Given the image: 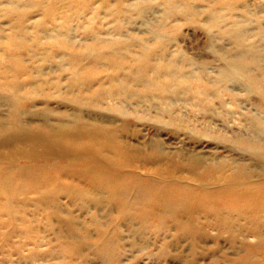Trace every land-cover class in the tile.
<instances>
[{
	"label": "rangeland",
	"instance_id": "rangeland-1",
	"mask_svg": "<svg viewBox=\"0 0 264 264\" xmlns=\"http://www.w3.org/2000/svg\"><path fill=\"white\" fill-rule=\"evenodd\" d=\"M234 25L241 44L229 34ZM252 55L260 65L240 64ZM263 73L264 0H0V79L32 98L21 101L22 119L42 120L51 108L113 121L136 163L139 147L148 153L141 180L215 189L208 176L194 180L206 170L261 188ZM10 89L0 90V121L10 116ZM78 95L97 107H78L70 101ZM63 203L73 236L56 219L4 220L0 264H264V206L255 215L197 207L157 220L110 218L123 212L111 202ZM101 237L107 254L96 252Z\"/></svg>",
	"mask_w": 264,
	"mask_h": 264
},
{
	"label": "bare ground",
	"instance_id": "bare-ground-1",
	"mask_svg": "<svg viewBox=\"0 0 264 264\" xmlns=\"http://www.w3.org/2000/svg\"><path fill=\"white\" fill-rule=\"evenodd\" d=\"M232 30L229 34L235 42L243 43L241 28L235 26ZM248 50L251 54V49ZM240 57V64L261 63L253 55ZM225 59L230 63L229 56ZM20 67L23 73H29V69L21 64ZM0 80L1 91L9 87V91L13 89L8 96L9 91L3 93L10 116L0 121V223L7 219L42 216L46 220L56 219L61 224H67L69 227L65 235L73 236L75 222L71 215H62L63 199L81 201L82 208L111 202L123 212L115 217L107 213L105 216L120 219L139 216L161 220L171 216L176 220L183 210L191 211L197 207L211 210L220 206L236 208L240 214L255 215L264 206V185L261 188L245 187L244 182H232L229 176L212 178L206 170L192 172L194 180L202 183L208 176L211 179L206 183L216 186L215 189L194 191L191 186L166 184L155 176L141 180L136 171L140 166L149 170L148 153L139 147L137 150L142 158L136 163L134 146L122 142L111 132L113 121L106 124L101 119L84 118L79 113L67 111L55 112L51 108L46 110L42 120L25 121L20 104L22 100L32 98L18 92L17 81L8 84L5 79ZM70 101L82 108L97 107L90 100H81L79 95ZM175 165L181 167L177 162ZM154 172H160V169ZM70 177L77 183L64 182V178ZM231 185L239 187H229ZM15 192L25 195L18 196ZM61 192L64 194L61 195ZM26 205H32L35 211L28 212ZM97 233L101 235L103 229L99 228ZM101 238L104 239L98 242L96 252L107 254L110 251L109 242L105 237Z\"/></svg>",
	"mask_w": 264,
	"mask_h": 264
}]
</instances>
